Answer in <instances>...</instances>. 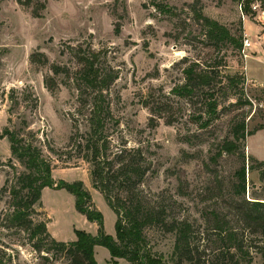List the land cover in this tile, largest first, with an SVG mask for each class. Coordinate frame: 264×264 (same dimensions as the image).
Segmentation results:
<instances>
[{
    "label": "rangeland",
    "instance_id": "1",
    "mask_svg": "<svg viewBox=\"0 0 264 264\" xmlns=\"http://www.w3.org/2000/svg\"><path fill=\"white\" fill-rule=\"evenodd\" d=\"M248 4L246 0H33L24 5L18 0H0V131L9 127L41 147L56 164L55 180L83 181L104 216L105 231L115 236L116 214L93 186L91 165L78 157L70 143L73 118L83 130L86 126V117L77 112L75 85L63 74L55 76L58 87L54 92L44 83L45 76L52 74V63L76 66L69 44L102 50L119 70L109 90L115 119L109 121L106 133L114 149L120 145L143 149L149 170L139 186V197L145 207L164 222L192 224L196 230L192 243L197 247L194 262H221L223 245L214 228L216 212L242 232L251 264H263L264 256L254 246L264 244V235L245 228L238 209L244 199L264 201V16L251 6V11H245ZM35 7L40 17L33 14ZM197 12L236 35L242 32L244 37L249 32L254 45L247 50L248 56L232 46L212 47ZM118 23L121 30L116 33ZM34 52L45 54L49 62L33 63ZM184 56L216 67L223 81L219 115L207 128L191 116L202 110L200 103L191 105L171 93L184 81V63H179ZM235 73L240 78L228 88L226 77ZM152 93L173 101L179 121L170 125L161 119L156 127L149 124L152 114L144 101ZM243 120L253 133L241 141L239 151L218 155L221 144L234 139L233 128ZM10 144L8 137L0 139V246H5L10 264H70L64 253L35 250L23 228L7 226L9 189L25 171L12 155ZM243 154L246 192L239 196L237 172L244 163ZM7 179V191L1 192ZM44 190L42 205L31 217L47 221L51 235L69 242L76 239L75 229L97 231V222L76 210L73 194L66 189ZM144 235L146 249L162 256L167 264H177L175 232L159 223L146 227ZM101 248L99 263L106 264L110 252ZM247 260L241 258L243 264ZM115 263L131 264L124 258Z\"/></svg>",
    "mask_w": 264,
    "mask_h": 264
},
{
    "label": "trees",
    "instance_id": "2",
    "mask_svg": "<svg viewBox=\"0 0 264 264\" xmlns=\"http://www.w3.org/2000/svg\"><path fill=\"white\" fill-rule=\"evenodd\" d=\"M21 4L30 5L33 0H18ZM248 6L245 11H251L250 6L254 1L261 4L264 10V0H246ZM45 5L41 4L43 8ZM160 7V6H159ZM166 12L170 8L165 9ZM254 12V11H252ZM33 14L40 17L38 7L33 9ZM197 18L206 27V37L209 44L216 48L232 46L239 52L243 48V33L234 34L226 25L219 21L197 12ZM121 30L117 24L115 32ZM70 54L74 57L76 66L52 63V74L44 78L45 86L54 92L58 87L55 76L63 74L70 79L78 92L79 106L77 112L86 117L85 130L81 124L74 120V131L70 137V143L77 150L78 157L91 165L90 175L92 184L104 196L108 205L116 214V235L108 234L104 228V216L99 211L90 191L83 181L68 182L64 179L55 180L53 170L56 168L51 157L45 156L43 150L33 142L26 141L24 137L6 127L0 131V139L8 137L12 155L25 166V171L18 175L17 181L9 189L11 211L8 212L5 221L7 226L23 228L27 231L35 250L43 248L64 253L70 260V264H98L95 257V246L106 247L115 258H124L131 264H167L162 256L152 254L146 249L144 230L148 226L162 223L166 229L176 233L175 253L177 264L184 261L190 264H202L194 262L197 247L193 245L194 230L189 222H164L160 215L146 208L143 200L139 197V186L143 181L149 166L139 147L117 146L111 144L106 130L110 120L115 119L109 100V90L119 77V70L112 65L102 50H96L91 46L83 48L68 45ZM33 63L46 64L49 62L45 54L34 52L31 55ZM179 63H184L182 72L184 81L176 84L171 93L187 100L191 105L200 103L202 110L193 114L192 119L202 128L211 125L219 115L220 86L223 83L220 72L216 67L206 65L198 59L184 56ZM228 88L238 82V73L228 75ZM224 89V88H222ZM226 93V92H225ZM264 93V88H263ZM145 106L151 110L149 124L156 127L163 119L166 124H173L180 119V114L175 104L164 94H149L144 101ZM118 123V120H114ZM253 132L247 131L245 121L237 123L233 128V140L226 139L220 146L218 155L223 153H235L241 149V141ZM244 163L238 170L240 183L236 194L242 196L246 192L247 166ZM2 191H7L6 184ZM66 189L75 197L76 209L84 214L89 221L97 222L99 228L97 234L75 229L77 239L73 241H59L48 230L47 221H36L33 214H37L40 207L42 192L45 188ZM125 193L124 196L115 192ZM239 214L242 215L245 228L254 233L264 235V201L259 199L243 200L238 206ZM214 214V228L222 242L221 262L219 264H243L241 258L248 259L246 264H251L250 251L244 248L245 238L238 228L222 219L219 214ZM3 221V219H2ZM2 224V222H1ZM264 256V244L254 246ZM5 246H0V264H10V258L6 257ZM239 255V257H238ZM241 257V258H240ZM49 261L50 258L44 255ZM115 261V260H114ZM116 262V261H115ZM205 264V263H204ZM264 264V263H263Z\"/></svg>",
    "mask_w": 264,
    "mask_h": 264
},
{
    "label": "built area",
    "instance_id": "3",
    "mask_svg": "<svg viewBox=\"0 0 264 264\" xmlns=\"http://www.w3.org/2000/svg\"><path fill=\"white\" fill-rule=\"evenodd\" d=\"M251 8L255 11L261 10V13H263V16H264V10L261 8L260 2L258 1L252 2ZM253 45H254L253 39L247 33H245L243 37V48H242V52L245 55V57L248 56L247 50L251 49Z\"/></svg>",
    "mask_w": 264,
    "mask_h": 264
},
{
    "label": "crops",
    "instance_id": "4",
    "mask_svg": "<svg viewBox=\"0 0 264 264\" xmlns=\"http://www.w3.org/2000/svg\"><path fill=\"white\" fill-rule=\"evenodd\" d=\"M246 33L248 34L249 32H247L246 31ZM249 77V76H248ZM257 80V79H256ZM262 82V81H261ZM46 191V188H45V190H44V192ZM74 204H75V202H74ZM76 208V207H75ZM77 210V209H76ZM85 216V215H84ZM117 218V217H116ZM50 224H49V228H48V230H49V232H51L50 231ZM99 228V227H98ZM98 228H97V231L96 232H94V233H92V234H97L98 233ZM91 233V232H90ZM116 233V232H115ZM53 235V237L55 238V235L54 234H52ZM55 239H57V238H55ZM76 239H77V235H76ZM76 239H69V240H67V241H73V240H76ZM57 240H59V239H57ZM59 241H66V240H59ZM102 246L101 245H96L95 246V257H96V259H97V262H98V264H100L99 263V259H98V256H99V251L102 249L101 248ZM104 247V246H103ZM110 252V251H109ZM116 262L117 261H121V258H115L114 259ZM115 261H113V259H112V256H111V253H110V255H109V259H107L106 260V264H116L115 263Z\"/></svg>",
    "mask_w": 264,
    "mask_h": 264
}]
</instances>
